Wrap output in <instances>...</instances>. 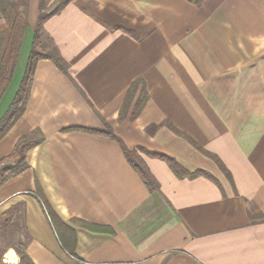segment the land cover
<instances>
[{
    "label": "crops",
    "instance_id": "obj_1",
    "mask_svg": "<svg viewBox=\"0 0 264 264\" xmlns=\"http://www.w3.org/2000/svg\"><path fill=\"white\" fill-rule=\"evenodd\" d=\"M41 3L29 0L0 121ZM9 28L0 14V35ZM41 40L67 70L37 63L26 112L0 141V161L21 138L37 142L27 169L0 183V227L13 236L0 264H20L19 250L32 264H264V0H72ZM138 80L149 99L132 120ZM157 155L203 173L181 178Z\"/></svg>",
    "mask_w": 264,
    "mask_h": 264
},
{
    "label": "trees",
    "instance_id": "obj_2",
    "mask_svg": "<svg viewBox=\"0 0 264 264\" xmlns=\"http://www.w3.org/2000/svg\"><path fill=\"white\" fill-rule=\"evenodd\" d=\"M71 1L72 0H58L54 7L49 10H44V0H42L40 15L35 28L34 40L25 74L9 109L0 121V141L26 112L37 63L40 60H48L56 65V67L62 72H66L67 64L65 60L55 48L45 47L42 43L41 37L43 23L50 17L58 14ZM191 1H194L196 4L201 2V0ZM28 8L29 0H0V14L10 20V28L8 32L0 35V100L9 87L16 70L22 42L28 29ZM141 84L142 87L139 90ZM137 92L138 97L131 116L132 120H135L141 114L149 99L143 81L138 80L130 87L126 94L124 104L125 112L132 105ZM157 128V126H150L148 132L153 134ZM90 132L106 138L119 140L112 132L104 133L96 130H90ZM36 143L37 142H30L26 137L21 138L17 142L13 154L0 161V183L6 181L9 177L21 174L27 169L26 153ZM123 151L131 166L139 173L149 190L153 191L156 187V182L148 168L137 157L135 151H130L125 146H123ZM157 156L165 160L171 169L181 178L185 176L195 177L203 173L202 171H198L189 174L184 171L173 158L164 155ZM18 254L20 257V264H32L25 251L19 250Z\"/></svg>",
    "mask_w": 264,
    "mask_h": 264
},
{
    "label": "rangeland",
    "instance_id": "obj_3",
    "mask_svg": "<svg viewBox=\"0 0 264 264\" xmlns=\"http://www.w3.org/2000/svg\"><path fill=\"white\" fill-rule=\"evenodd\" d=\"M1 167V166H0ZM11 231L8 230V232ZM14 232V230H13ZM13 236H11L10 234H7L5 232V230H3L1 227H0V246H8L11 242V239H12Z\"/></svg>",
    "mask_w": 264,
    "mask_h": 264
}]
</instances>
